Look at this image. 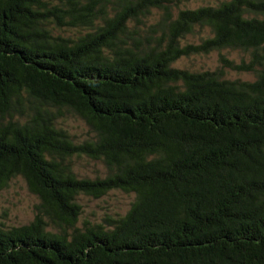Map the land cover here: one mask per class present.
I'll return each instance as SVG.
<instances>
[{"label":"trees","instance_id":"16d2710c","mask_svg":"<svg viewBox=\"0 0 264 264\" xmlns=\"http://www.w3.org/2000/svg\"><path fill=\"white\" fill-rule=\"evenodd\" d=\"M179 2L0 0V192L22 177L40 200L0 227V264H264V0ZM225 50L248 59L173 66ZM74 157L107 176L77 177ZM115 190L135 195L124 216L77 226L80 195Z\"/></svg>","mask_w":264,"mask_h":264},{"label":"rangeland","instance_id":"374dc122","mask_svg":"<svg viewBox=\"0 0 264 264\" xmlns=\"http://www.w3.org/2000/svg\"><path fill=\"white\" fill-rule=\"evenodd\" d=\"M223 0H180V9H197L202 6L217 5ZM158 11L153 12L150 23H154L159 18ZM208 35V30L198 28L193 36L187 38L188 43H199L200 38ZM223 55L230 60L239 63L242 59H248V56L241 52L229 50L212 52L191 57H184L174 63V67L186 69L192 72H204L216 70L220 63V56ZM231 79H241L253 81L255 76L250 73L228 72ZM76 143L90 140L93 136L90 128L81 119L65 114V118L59 121ZM70 167L76 173L77 177L90 180L105 178L107 168L101 160H93L87 157H74L70 162ZM134 194H127L120 190L107 193L101 198L94 196L80 195L78 204L81 214L77 226L82 227L85 222L91 224H103L106 227L107 219H117L124 216L134 201ZM39 198L32 194L26 181L22 177L13 179L8 186L0 192V227L3 229H12L29 224L36 215V206L39 205ZM68 232H72L68 229Z\"/></svg>","mask_w":264,"mask_h":264}]
</instances>
